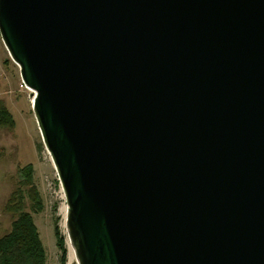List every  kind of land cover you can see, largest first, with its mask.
Here are the masks:
<instances>
[{
    "label": "water",
    "instance_id": "water-1",
    "mask_svg": "<svg viewBox=\"0 0 264 264\" xmlns=\"http://www.w3.org/2000/svg\"><path fill=\"white\" fill-rule=\"evenodd\" d=\"M75 264H264V0H0Z\"/></svg>",
    "mask_w": 264,
    "mask_h": 264
},
{
    "label": "rangeland",
    "instance_id": "rangeland-1",
    "mask_svg": "<svg viewBox=\"0 0 264 264\" xmlns=\"http://www.w3.org/2000/svg\"><path fill=\"white\" fill-rule=\"evenodd\" d=\"M0 102L7 106L15 122V130L0 128V236L10 232L14 217L5 213V205L11 194L19 195L25 192L18 180V170L26 165H32L35 186L40 193L43 209L39 213H31L29 202L26 201V211L34 218L39 238L45 250L46 264H60L59 250L54 237V217H59L58 226L65 234V203L63 192L51 160L42 144L39 129L32 113L30 92L21 83L20 72L10 60L7 50L0 40ZM67 250L64 264H75L72 249L66 237ZM72 253L70 260L69 252Z\"/></svg>",
    "mask_w": 264,
    "mask_h": 264
},
{
    "label": "trees",
    "instance_id": "trees-1",
    "mask_svg": "<svg viewBox=\"0 0 264 264\" xmlns=\"http://www.w3.org/2000/svg\"><path fill=\"white\" fill-rule=\"evenodd\" d=\"M15 122L7 106L0 102V128L15 130ZM34 171L32 165L19 168L18 180L22 187L26 188L19 195L11 194V198L5 205V213L14 217L11 230L0 236V264H46L45 250L39 238L38 229L35 227L34 218L26 211V201L29 202L31 213H39L43 209L40 193L35 186ZM59 217H54V237L56 248L59 250V258L64 264L66 259L65 241L58 226Z\"/></svg>",
    "mask_w": 264,
    "mask_h": 264
},
{
    "label": "bare ground",
    "instance_id": "bare-ground-1",
    "mask_svg": "<svg viewBox=\"0 0 264 264\" xmlns=\"http://www.w3.org/2000/svg\"><path fill=\"white\" fill-rule=\"evenodd\" d=\"M70 260H72V253L71 251L69 252Z\"/></svg>",
    "mask_w": 264,
    "mask_h": 264
}]
</instances>
